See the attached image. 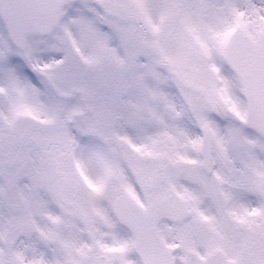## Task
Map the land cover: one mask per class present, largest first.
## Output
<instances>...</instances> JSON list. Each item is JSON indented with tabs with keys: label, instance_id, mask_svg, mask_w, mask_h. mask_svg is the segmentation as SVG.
<instances>
[{
	"label": "snow or ice",
	"instance_id": "snow-or-ice-1",
	"mask_svg": "<svg viewBox=\"0 0 264 264\" xmlns=\"http://www.w3.org/2000/svg\"><path fill=\"white\" fill-rule=\"evenodd\" d=\"M0 264H264V0H0Z\"/></svg>",
	"mask_w": 264,
	"mask_h": 264
}]
</instances>
